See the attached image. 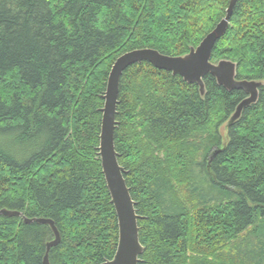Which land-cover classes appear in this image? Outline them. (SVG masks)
Returning <instances> with one entry per match:
<instances>
[{
    "label": "trees",
    "instance_id": "obj_1",
    "mask_svg": "<svg viewBox=\"0 0 264 264\" xmlns=\"http://www.w3.org/2000/svg\"><path fill=\"white\" fill-rule=\"evenodd\" d=\"M229 1L0 0V209L53 220L50 264H100L117 248L97 153L116 58L188 53ZM222 59L263 82L226 135L244 91L206 75L201 96L146 61L121 76L114 142L143 216L140 264H264V0L236 1L212 52ZM52 239L46 224L0 214V264H43Z\"/></svg>",
    "mask_w": 264,
    "mask_h": 264
},
{
    "label": "water",
    "instance_id": "obj_2",
    "mask_svg": "<svg viewBox=\"0 0 264 264\" xmlns=\"http://www.w3.org/2000/svg\"><path fill=\"white\" fill-rule=\"evenodd\" d=\"M236 1H229L225 17L202 39L198 46L191 47L188 53L181 56H170L153 48L134 49L117 57L112 64L105 91L101 96L103 106L100 108L101 124L97 153L109 191L110 203L114 207L117 218L118 243L113 257L100 264H140V256L144 252V246L139 239L138 223L143 219V216H140L135 208V201L131 197L124 177L127 171L119 164L114 142L119 84L123 72L133 64L146 61L159 70L179 75L186 83L197 84L201 96L205 93L204 77L206 75L214 77L217 84L228 91H244L247 96L237 104L234 112L222 126V131L226 135L227 128L239 119L244 108L257 101L259 87L263 84L259 80L237 79L236 64L231 60L222 59L216 63L211 61L216 43L229 28L230 17ZM0 214L8 217H21L25 223L36 222L48 225L53 233V239L46 242L43 264H50L49 251L58 245L61 239L53 220L28 219L22 212L7 208L0 209Z\"/></svg>",
    "mask_w": 264,
    "mask_h": 264
},
{
    "label": "rangeland",
    "instance_id": "obj_3",
    "mask_svg": "<svg viewBox=\"0 0 264 264\" xmlns=\"http://www.w3.org/2000/svg\"><path fill=\"white\" fill-rule=\"evenodd\" d=\"M195 171L200 177L202 176V174H203V169L202 168H199V167L196 166ZM230 197H231V199L234 200L236 198V195H231Z\"/></svg>",
    "mask_w": 264,
    "mask_h": 264
},
{
    "label": "bare ground",
    "instance_id": "obj_4",
    "mask_svg": "<svg viewBox=\"0 0 264 264\" xmlns=\"http://www.w3.org/2000/svg\"><path fill=\"white\" fill-rule=\"evenodd\" d=\"M224 125V124H223Z\"/></svg>",
    "mask_w": 264,
    "mask_h": 264
}]
</instances>
